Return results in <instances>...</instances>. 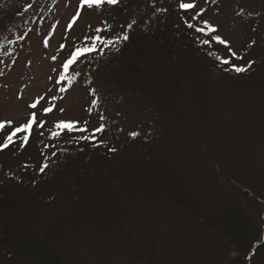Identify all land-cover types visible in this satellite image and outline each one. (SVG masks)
Instances as JSON below:
<instances>
[{
	"label": "rangeland",
	"instance_id": "obj_1",
	"mask_svg": "<svg viewBox=\"0 0 264 264\" xmlns=\"http://www.w3.org/2000/svg\"><path fill=\"white\" fill-rule=\"evenodd\" d=\"M181 2L195 5L189 9L194 16L203 10L200 19L217 28L213 35L227 41V45H219L214 40L211 56L215 60L220 62L217 57H230L232 64L247 66L250 62L251 67L245 72L221 75L217 74L215 61L209 59L214 68L198 59L193 43L202 45V36L181 25L180 12L184 10L179 8ZM156 3L157 0H126L113 9L109 6L89 9L86 5L81 9L80 0H0V33L5 30V24L11 26L4 37L8 44L0 47V151L5 150L0 154L5 156L0 165L2 161L13 167L22 165L34 161L35 156L36 163H43L38 166L48 165L41 174L42 180L47 178L44 180L47 188L61 181L62 174L55 169L50 177L51 166L62 157L64 146L71 139L61 138L63 130L56 128V123L78 122L77 128L86 126L88 135L102 125V117H92L94 102L84 85V72L67 84L66 79H59L64 74L63 63L80 43L88 41L86 37L96 33L98 26L112 25L119 32L125 21L129 23L146 8L151 15L150 4ZM162 3L169 12L174 11L166 29L168 39L173 41L174 31L183 28L184 36L178 40L180 50L184 57L193 59L183 68L184 74L190 79L198 77L196 85L208 89L206 95L200 96L203 104L199 103V109L192 111L195 134L168 124H155L144 102L136 97L116 99L109 106L113 118L111 134L116 138L109 148L115 151L104 154L100 169L123 175L116 183L104 181V184L108 191L115 192L127 235L117 234L104 221V215L96 209L99 205H92L90 210L94 222L97 221L96 227L103 229H93L96 227L90 224L86 212L78 208L76 198L60 195L47 209H37L36 217H29L43 234L63 233L56 244L66 263L228 264L232 255L210 223L212 218L221 215L224 201L232 195L253 213L263 211L260 201L264 194V98H259V93L264 92L260 90L264 88L263 8L251 0H164ZM30 6L32 9L27 13ZM8 8L12 11L6 13ZM229 48L242 59L232 57ZM184 83L187 84L181 81L178 89L182 90L179 102L188 100L191 93ZM173 94L177 97L173 91H167V99H174ZM53 96L58 98L52 102V111L45 115L43 110L50 106ZM40 97L43 99L37 108H31ZM33 112L46 121L44 127L33 125L30 137L19 132L12 141H7V135L29 120ZM231 112L243 117H234ZM226 124L237 129L235 135L225 132L226 129L232 132ZM25 135L27 142L23 140ZM34 137L39 139L35 141ZM102 141L111 142V135H105ZM40 142L42 146L48 145L47 153L35 148ZM72 145L76 149L77 144ZM3 177L0 175V179ZM33 188H23L32 202L40 194ZM185 188L190 193L200 190L202 201L193 199L186 205L175 201L174 196L172 200L167 198L169 190L184 192ZM109 235L114 239H101ZM93 240L97 243H92ZM260 264H264V253Z\"/></svg>",
	"mask_w": 264,
	"mask_h": 264
},
{
	"label": "trees",
	"instance_id": "obj_2",
	"mask_svg": "<svg viewBox=\"0 0 264 264\" xmlns=\"http://www.w3.org/2000/svg\"><path fill=\"white\" fill-rule=\"evenodd\" d=\"M124 1L126 0H118L115 5L104 6L113 9L120 7ZM141 1L151 2L152 0ZM162 1L164 0H157L154 5L150 4L154 14L152 12L149 15L148 8L143 12V8L136 11L137 14L140 12L142 14H136L137 17L131 19L129 23L125 21L122 24V32L114 31L112 25L98 26L104 31L98 32L99 34L95 31L96 33L93 35H105L115 39L116 36L127 32L129 39L111 47H103V54H100L99 50L86 53L69 68L68 78H66L67 84L80 78V72H84L86 78L84 85L88 87L89 94L94 102L91 113L94 115L92 117H102L100 120L105 128L103 132L95 133V139L93 140L76 139L88 134L75 129L70 133L63 130V133L60 134L62 137L58 136L59 139L60 137L71 139V141L69 140L70 143L64 146L65 151L63 150L62 157L59 156V160L51 166L50 177L53 169H55V171L62 174L61 181L53 183L51 188H47V182L44 183L47 178L42 180L41 174L43 172L39 170L43 165L38 166L43 163H36L38 158L35 156L34 161L30 160L14 167L13 164L2 161L0 175L4 177L0 179V264H71V262L66 263L62 259L56 244L58 237L63 233L49 232L45 234L44 232L43 234V232L41 233L36 229V224H33L29 217L32 215L36 217L37 209L40 208V211L47 209L49 203L56 201L63 194H69L74 199L76 198L78 208L81 207L86 212L90 224L97 226V221L94 222L95 217L90 207L99 205L96 209H100V212L104 215V221L117 234L127 235L124 216L116 200L115 192L108 191L107 186L104 184V181L112 184L116 183V180L123 175L120 174L119 176V174L112 171L100 169L101 159L105 158V153L112 152L109 147L116 139L111 134L113 118L109 107L116 99L136 97L138 101L144 102L155 124L156 122L158 124H168L173 126L174 129L188 130L189 134H195L192 111L196 112L199 109V103L203 104L200 96L206 95L208 89L196 85L195 81L198 77L195 76L190 79L188 75L184 74L183 68L190 65L193 59L187 56L184 57L183 51L180 50L181 42L178 40L184 36L182 33L183 28L179 29L180 32L174 31L172 34L173 41L169 40L170 38L168 39L166 29L172 20L170 15L174 11L169 12V8ZM251 1L261 5L264 11V0ZM30 4H27V6ZM31 9L32 6L26 12L29 13ZM164 9H167V11H164ZM9 11L12 10L10 8L6 9V13ZM19 14L22 15L21 12ZM186 14H188L187 18L184 17ZM180 15H183L181 25L185 27H188L189 22L193 24L199 22V20L193 21L190 19L194 16L191 10H182ZM133 21H135V24H132ZM129 24H132L131 29L127 27ZM4 28L5 30L0 33V47L8 44V40L4 37L11 26L5 24ZM189 30L193 31L194 29ZM25 32L23 31V34ZM178 35L179 37H177ZM201 36V41L208 38L203 34ZM212 41L208 45L193 43L194 49L197 51V53L195 52L196 57L211 63L214 68L215 64L210 62L209 59L215 61L217 74H233L232 63L224 64L221 59L218 62L211 56V50L214 46V40ZM88 43L89 41L80 43L78 47H84ZM184 47L188 48V46ZM178 61L179 63H177ZM180 63L181 66H179ZM181 81L187 82V84L184 83V88L189 87L192 93L189 94L190 96L187 95L188 100L185 102L178 101L182 91L178 90ZM169 90L177 94V97L173 94L174 99H167L166 92ZM260 90H264V88ZM259 98H264V92L259 93ZM231 115L237 118L243 117V115H236L233 112H231ZM226 125L231 128L232 132L227 129L225 132L228 135H235L237 129H234L230 124ZM76 129L79 128L76 126ZM109 134L111 135V142L100 144L99 141ZM28 135L30 137L32 133L30 132ZM38 139L39 137L33 138L35 141ZM31 143L32 141H30ZM72 144H77L79 147L77 148L76 145V149H74ZM28 146L30 147V145ZM47 146V144L42 146L40 142L35 148L43 154L47 151ZM4 152L5 150L0 151V154H4ZM95 155L97 156L95 157ZM3 157L5 156L0 155V160ZM113 165H117V163ZM34 168L37 169L36 172H29ZM23 176L30 179L26 180ZM110 179L113 180L110 181ZM30 187H34V191H40L33 202L29 201L24 191V189ZM173 196L175 201H181L186 205H189L193 199L197 202H201L203 199L201 191L197 189L191 193L187 188L184 192L183 190L181 192L175 189L169 190L167 198L169 197L172 200ZM260 202L263 211L253 213L241 204L238 198L232 195L230 200L224 201L221 215L212 218L210 223L217 229V233L223 242L228 245L232 255L228 256V264H260L264 253V194ZM93 229L101 231L103 227ZM101 239L106 241L114 239V237L109 235L108 238ZM92 243L96 244L97 241L93 240Z\"/></svg>",
	"mask_w": 264,
	"mask_h": 264
},
{
	"label": "snow or ice",
	"instance_id": "obj_3",
	"mask_svg": "<svg viewBox=\"0 0 264 264\" xmlns=\"http://www.w3.org/2000/svg\"><path fill=\"white\" fill-rule=\"evenodd\" d=\"M118 3V0H80V8L82 9L85 5L91 9L93 8V6L100 8L104 5H115ZM195 7V5L193 3H184L181 2L179 4V8L180 9H184V10H189V9H193ZM164 11H167V9H164ZM203 14V10L199 13H197L195 16L191 17L190 19L193 21L199 20L200 23L199 24H193L191 22H189L187 24L188 28L190 29H194L196 32L203 34L205 37H208L207 39H203L201 41V43L203 44H209L211 40H215L217 41L219 44H225L227 45V41H225L220 35H213V33L217 32V28L215 26H213L209 21L207 20H201L200 17ZM132 24H135V21L132 22ZM132 24H129L127 27L129 29H131ZM203 25V26H200ZM97 32H103L104 30L101 28H97L96 29ZM86 40L89 41V43L84 46V47H77L75 48V50L70 54V56L66 59V61L63 63V68H64V74L60 76V80L63 81L65 80L67 77V73L69 71V68L79 60V58L81 56H84L86 53H91L94 51L99 50L100 54H103V47H111L114 46L115 44L118 43H122L124 41H127L129 39V36L127 34V32H124L118 36H116L115 39L105 36V35H93L91 37H86ZM65 47L64 45H61V48ZM229 52L231 53V56L236 58V59H242V57L237 56V54L235 52H233L230 48H229ZM218 59L222 60V63L224 64H231V59L229 58H222V57H217ZM56 57H53V60H55ZM232 70H234L237 73H241V72H245L248 70V68L251 67V63L249 62L247 66H237L235 64L231 65ZM226 71L228 69H225ZM61 91H64V89H60ZM58 97L53 96L51 97V101H50V106L44 108L43 113L46 115L47 113L52 111V102H54ZM43 97L38 98L37 102H34L30 105L31 108L36 109L37 108V103L39 102V100H42ZM61 111H63V109H61ZM7 123L11 124V121H8ZM46 121L40 120L38 118V114L37 112H33L31 113V118L29 120H27L25 123H23L22 125L16 127L14 129V131L11 132V134L7 135V141H12L13 136L16 135V133L19 132H24V133H30L33 125H37L38 127H44ZM76 123L78 122H64V121H59L56 123L55 127L61 130H66L67 132H72L74 129L84 132V133H88V128L85 126L83 128H79L76 129ZM0 127H2V125H0ZM105 126L101 125L100 127L92 130V132L89 135H85V136H81L78 137L76 139H83V140H93L95 139V133L97 132H103L104 131ZM41 135H43V133H41ZM57 135V133H53V136ZM132 135H136V133H133ZM23 140L25 142H27L28 140V136L25 135L23 137ZM70 142V141H69ZM100 144L103 143L102 140L99 141ZM8 144L7 142H5L3 144V147H7ZM97 146V145H94ZM110 151H115V149H110ZM53 155H55V153H53ZM48 165L45 163L43 165V167L40 168V171L43 172L45 168H47Z\"/></svg>",
	"mask_w": 264,
	"mask_h": 264
}]
</instances>
